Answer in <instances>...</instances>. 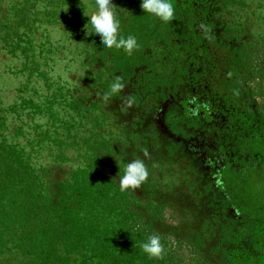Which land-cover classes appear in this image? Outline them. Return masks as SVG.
Listing matches in <instances>:
<instances>
[{"label": "trees", "instance_id": "trees-1", "mask_svg": "<svg viewBox=\"0 0 264 264\" xmlns=\"http://www.w3.org/2000/svg\"><path fill=\"white\" fill-rule=\"evenodd\" d=\"M257 2L172 0L163 22L141 0H113L121 34L137 37L129 55L88 35L95 0H0V88L13 87L8 99L0 90V264H178L182 246L186 264H264ZM74 42L91 49L75 78L70 55L60 57ZM117 78L125 87L111 93ZM133 159L149 176L121 191ZM189 193L205 215L167 223L168 206L188 213ZM153 234L159 258L141 247Z\"/></svg>", "mask_w": 264, "mask_h": 264}, {"label": "clouds", "instance_id": "clouds-1", "mask_svg": "<svg viewBox=\"0 0 264 264\" xmlns=\"http://www.w3.org/2000/svg\"><path fill=\"white\" fill-rule=\"evenodd\" d=\"M140 7L144 13L158 17L163 22H169L174 18V6L172 0H141ZM87 23L90 25L88 35H96L100 38V44L104 48L123 49L131 55L139 47L137 37L121 34V21L118 18L117 6L113 0H95V11L88 15ZM125 87L117 78L111 85V93L120 92ZM149 170L142 159H133L127 162L122 176H118V184L121 191L137 189L148 178ZM143 251L151 257L159 258L165 249L161 243V236L153 234L141 245Z\"/></svg>", "mask_w": 264, "mask_h": 264}, {"label": "rangeland", "instance_id": "rangeland-1", "mask_svg": "<svg viewBox=\"0 0 264 264\" xmlns=\"http://www.w3.org/2000/svg\"><path fill=\"white\" fill-rule=\"evenodd\" d=\"M257 1H259V3L261 2L262 5H264V0H246V2L251 5V7L255 6L256 5L255 3H258ZM89 2H90V0H88V3ZM90 7H92V6H90ZM262 13L264 15V7L262 8ZM247 16H249V14H247ZM249 18H250V16H249ZM251 18L253 19V21H256L255 18H253V16ZM57 32H58L57 33V39L60 42L66 41V40H68V38H70L69 34L67 32H65L61 28V26H60V28L58 29ZM65 50L66 51H62L61 50L60 57L64 56L63 54L67 55V57L70 55V57L73 60V61L70 60V64H71L70 68H73L74 72L69 73V75L71 77L75 78L76 76L82 74L83 66H82L81 63L85 62V60H86V57L83 56V55L86 52L90 53L91 49L90 48L87 49V46L82 44V43H75L74 42V43H66ZM59 52H60V50H59ZM1 66H2V64H1ZM3 66H5L4 63H3ZM9 78H10V82H11L12 79H11V77H9ZM251 85L255 86V89H258L257 91L260 92V93L262 91H264V80H262L260 82L259 81H252ZM1 86H2V88H0V90L3 89V91L7 94L6 98L8 99V97H9L8 96L9 95L8 92H11V90L13 88L12 85L9 84V83H2ZM261 94H259V93L257 94L258 100H261ZM126 96L127 95H125V97ZM122 102H123V100H117L115 103L119 104V103H122ZM163 104L164 105H160V104L159 105L168 109V101L164 102ZM159 105L157 107H159ZM158 110L159 109H157L155 113L151 114L148 117L150 119H153L154 116H156L157 113L159 112ZM131 113L134 114V111H132ZM124 115L125 116H123V117L126 118L127 114H124ZM160 123H161V125L163 124V121H162L161 118H160ZM159 129L161 130V132L162 131L163 132L169 131V129L167 127H159ZM183 164H184V161H182L180 164L178 163L176 166H174V164H172L171 167L174 168L175 170H179ZM162 166L165 168V170L162 172V174L160 176L163 178V180H166L167 179V175L169 176V172L171 171L170 164L168 165V163L165 162ZM169 168H170V170H169ZM178 180L182 181V182L184 181L182 176H180L178 178ZM189 195H190V199L191 200H183V202H182L184 204V206L188 209V211H187L188 213L185 214L184 210L181 209V207H180V205L178 203L175 205V208H174V206L173 207L168 206L165 209V211H164V218H165V221L167 223H170L173 226H176L179 223H182L184 221L186 222L194 214L198 218V220L202 216L205 215L204 209H207V207L205 206L206 204L203 201V197H194V198H192L191 197V193H189ZM205 200H207V198H205ZM202 202H203V204H202ZM187 205H188V207H187ZM184 206L182 205V207H184ZM192 221L196 223V221H194V220H192ZM178 253H179V256L181 257V259L183 260V263H178V264H186L187 260L190 257V252L187 249V247L186 246H182L181 248H178Z\"/></svg>", "mask_w": 264, "mask_h": 264}, {"label": "flooded vegetation", "instance_id": "flooded-vegetation-1", "mask_svg": "<svg viewBox=\"0 0 264 264\" xmlns=\"http://www.w3.org/2000/svg\"><path fill=\"white\" fill-rule=\"evenodd\" d=\"M159 124L161 125L160 121H159Z\"/></svg>", "mask_w": 264, "mask_h": 264}]
</instances>
